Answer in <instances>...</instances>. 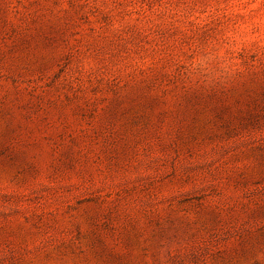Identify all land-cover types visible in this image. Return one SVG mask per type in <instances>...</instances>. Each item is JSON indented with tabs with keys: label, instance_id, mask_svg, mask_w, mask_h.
Returning <instances> with one entry per match:
<instances>
[{
	"label": "rangeland",
	"instance_id": "374dc122",
	"mask_svg": "<svg viewBox=\"0 0 264 264\" xmlns=\"http://www.w3.org/2000/svg\"><path fill=\"white\" fill-rule=\"evenodd\" d=\"M0 264H264V0H0Z\"/></svg>",
	"mask_w": 264,
	"mask_h": 264
}]
</instances>
